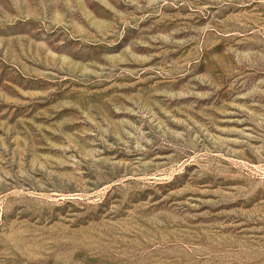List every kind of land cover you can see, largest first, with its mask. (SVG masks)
I'll return each instance as SVG.
<instances>
[{
    "label": "rangeland",
    "instance_id": "374dc122",
    "mask_svg": "<svg viewBox=\"0 0 264 264\" xmlns=\"http://www.w3.org/2000/svg\"><path fill=\"white\" fill-rule=\"evenodd\" d=\"M0 264H264V0H0Z\"/></svg>",
    "mask_w": 264,
    "mask_h": 264
}]
</instances>
